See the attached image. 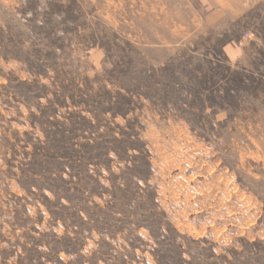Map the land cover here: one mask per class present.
<instances>
[{
	"label": "rangeland",
	"instance_id": "374dc122",
	"mask_svg": "<svg viewBox=\"0 0 264 264\" xmlns=\"http://www.w3.org/2000/svg\"><path fill=\"white\" fill-rule=\"evenodd\" d=\"M163 262L264 264V0H0V264Z\"/></svg>",
	"mask_w": 264,
	"mask_h": 264
},
{
	"label": "trees",
	"instance_id": "16d2710c",
	"mask_svg": "<svg viewBox=\"0 0 264 264\" xmlns=\"http://www.w3.org/2000/svg\"><path fill=\"white\" fill-rule=\"evenodd\" d=\"M64 151H65V155H66V156H64V157H66L67 159H69L70 156H71V154H73L72 151L70 152L68 149H64ZM83 165H84V164H82V165H81V164H78V165H75L73 168L76 170V169L79 168V167H81V168H82V167H85V166H83ZM163 264H166V263L163 262ZM176 264H180V263H176Z\"/></svg>",
	"mask_w": 264,
	"mask_h": 264
}]
</instances>
